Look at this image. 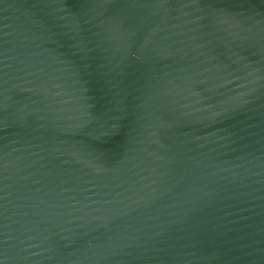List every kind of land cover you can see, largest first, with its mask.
I'll return each mask as SVG.
<instances>
[{
    "label": "water",
    "instance_id": "1",
    "mask_svg": "<svg viewBox=\"0 0 264 264\" xmlns=\"http://www.w3.org/2000/svg\"><path fill=\"white\" fill-rule=\"evenodd\" d=\"M0 264H264V0H0Z\"/></svg>",
    "mask_w": 264,
    "mask_h": 264
}]
</instances>
